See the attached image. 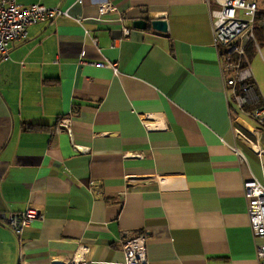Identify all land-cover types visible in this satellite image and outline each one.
<instances>
[{
    "label": "crops",
    "instance_id": "0c3cea01",
    "mask_svg": "<svg viewBox=\"0 0 264 264\" xmlns=\"http://www.w3.org/2000/svg\"><path fill=\"white\" fill-rule=\"evenodd\" d=\"M60 6L0 53V264H118L126 234L145 235L149 264H259L244 182L264 186V125L230 103L207 3ZM158 18L166 32L132 26ZM74 110L72 142L55 127ZM28 207L42 217L17 236L7 217Z\"/></svg>",
    "mask_w": 264,
    "mask_h": 264
},
{
    "label": "built area",
    "instance_id": "2783aa9c",
    "mask_svg": "<svg viewBox=\"0 0 264 264\" xmlns=\"http://www.w3.org/2000/svg\"><path fill=\"white\" fill-rule=\"evenodd\" d=\"M57 1V5L48 6L39 2L24 5L17 0H0V53L4 59L9 57L10 47L14 42L27 38L28 28L31 25L69 16L68 11L60 6L63 0ZM204 1L209 7L212 35L220 55L222 74L231 92L230 103L235 104L238 110L259 125H264V105L257 104L258 96L256 99L252 98L248 84L252 74L246 52L248 42H254L258 46L255 30L260 21L258 15L264 10L260 9L259 0ZM114 10L116 7L112 4L102 3L98 13L103 16L108 11ZM118 21L123 24L126 17L121 15ZM122 30L124 36L130 33V28L126 25H122ZM92 42L95 46L99 44L97 37H93ZM114 44L115 42L112 43ZM80 63L87 64L86 61ZM94 64L100 67L110 65L117 71L115 62ZM253 104H255L253 107H248ZM77 114L78 112L74 110L62 115L55 127L56 131H66L71 136L72 142H74L73 119ZM73 145L80 149L76 143ZM244 192L256 241V256L258 263L264 264V186L256 179H249L244 182ZM40 217L42 214L38 209L28 207L20 213H10L7 217V225L17 236H21L24 229ZM122 251L124 259L118 264H149L147 242L143 234H126L122 238ZM86 263L85 260L76 258L67 262V264Z\"/></svg>",
    "mask_w": 264,
    "mask_h": 264
},
{
    "label": "water",
    "instance_id": "95a60500",
    "mask_svg": "<svg viewBox=\"0 0 264 264\" xmlns=\"http://www.w3.org/2000/svg\"><path fill=\"white\" fill-rule=\"evenodd\" d=\"M132 26L138 29H147V27H152L156 30L166 32L168 30V24L165 19L158 18L152 20L150 23L146 19H135L132 21Z\"/></svg>",
    "mask_w": 264,
    "mask_h": 264
},
{
    "label": "rangeland",
    "instance_id": "374dc122",
    "mask_svg": "<svg viewBox=\"0 0 264 264\" xmlns=\"http://www.w3.org/2000/svg\"><path fill=\"white\" fill-rule=\"evenodd\" d=\"M260 2H261V4L263 5V7H264V0H260ZM258 27H264V21H259L258 22ZM250 43H252V44H254L255 45V47H256V52L254 51V55H252V57L249 59V63H250V66H253V67H255V68H259L260 69V72L262 73V74H264V66H263V64H262V62H261V60H260V52L258 51V48L260 47V51H264V44H262V45H259L258 44V46H256V44L254 43V42H248L247 43V46H246V52H247V47H248V45L250 44ZM259 104H260V102H259Z\"/></svg>",
    "mask_w": 264,
    "mask_h": 264
},
{
    "label": "trees",
    "instance_id": "16d2710c",
    "mask_svg": "<svg viewBox=\"0 0 264 264\" xmlns=\"http://www.w3.org/2000/svg\"><path fill=\"white\" fill-rule=\"evenodd\" d=\"M258 19L264 21V12L259 13ZM255 35H256L258 44L259 45L264 44V27H257L256 30H255ZM254 46L255 45L252 44V43H250L248 45V47H247V55H248V58L251 57V55H252V49H253ZM250 83L251 82L249 80L248 81V84H250ZM260 105H264V101L261 99V96H260Z\"/></svg>",
    "mask_w": 264,
    "mask_h": 264
}]
</instances>
